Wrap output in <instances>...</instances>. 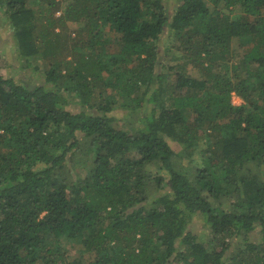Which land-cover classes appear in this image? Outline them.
I'll list each match as a JSON object with an SVG mask.
<instances>
[{"label": "trees", "instance_id": "obj_1", "mask_svg": "<svg viewBox=\"0 0 264 264\" xmlns=\"http://www.w3.org/2000/svg\"><path fill=\"white\" fill-rule=\"evenodd\" d=\"M1 10L17 55L50 62L40 82L0 65V264H264V0Z\"/></svg>", "mask_w": 264, "mask_h": 264}, {"label": "rangeland", "instance_id": "obj_2", "mask_svg": "<svg viewBox=\"0 0 264 264\" xmlns=\"http://www.w3.org/2000/svg\"><path fill=\"white\" fill-rule=\"evenodd\" d=\"M62 10V9H61ZM61 10L59 9L58 11L55 12V16H58L61 14ZM239 11V10H238ZM83 24V23H81ZM11 25L9 24L8 21V16L1 10L0 11V65H1V72L5 77H12L15 80H22V81H27L31 78H34L35 80L43 81V70L45 66L48 65L50 62L49 58H38L37 69H33V61L29 60L30 63H26L22 58H20L17 55V52L14 51V44L12 41L11 33L12 31L9 30L8 28ZM56 30H64L66 29L65 34H69L70 38L69 43L70 45L73 44L72 38H75L77 41H86L89 38L88 33L81 28L80 22H67L65 25L62 27H56ZM107 29V28H106ZM107 31V30H106ZM108 36H112L110 32H107ZM91 36V34H90ZM79 41V42H80ZM107 49L110 50L109 43L104 45L103 47H99L98 51H108ZM172 58V57H171ZM71 59V56H68L67 58L65 57V61H68ZM192 72L196 74L193 70ZM76 98V97H75ZM74 98V100H75ZM76 101V100H75ZM231 101L233 104L238 105L242 102L241 98L237 96L236 94L231 95ZM71 108L72 111H76L79 109L78 104H76L74 101L71 102ZM74 104V105H73ZM75 106V107H74ZM133 120V118H131ZM172 146H175L176 143H171ZM206 143H201V145H204ZM205 146V145H204ZM203 146V147H204ZM177 148V145H176ZM82 152L79 154L77 157L76 162L78 163V168L75 169L78 173V175L83 174V169L87 168L90 164L89 158L86 155L87 151L83 147ZM205 156L204 153L200 155L198 151H195L192 155L189 156V160H185L184 164L185 165H192V164H197L198 166L202 164V158ZM84 175V174H83ZM189 229L193 231L198 236L208 234V229L206 228V225L203 222V219L201 218L200 215L196 214L192 216L191 222L189 224ZM251 239L255 242L257 240L256 237L257 231L254 230L253 232L249 233ZM77 247H71L69 249L70 257H75L77 255L76 253Z\"/></svg>", "mask_w": 264, "mask_h": 264}]
</instances>
